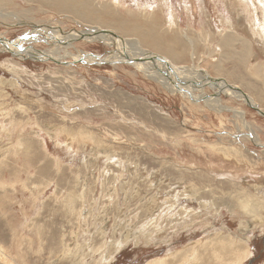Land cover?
<instances>
[{
  "label": "rangeland",
  "instance_id": "1",
  "mask_svg": "<svg viewBox=\"0 0 264 264\" xmlns=\"http://www.w3.org/2000/svg\"><path fill=\"white\" fill-rule=\"evenodd\" d=\"M225 1L96 0L94 6L108 8L117 28L111 36L136 40L151 55L162 56L149 40L129 36L123 22L142 34L156 25L167 47L178 34L182 44L173 48L186 52L173 57L175 66L189 75L204 69L261 105L264 45L249 20L262 28L263 4ZM33 2L0 0V11L12 16L8 23L0 17V35L16 40L33 24L66 34L93 27ZM221 15H232L241 35L227 47L230 31H218ZM169 16L176 26L168 25ZM73 43L64 65L0 53V81L16 86H5L0 98V264H231L235 245L248 250L240 264H264V222L240 215L237 200L245 194L264 200V144L246 136L253 129L264 143V116L225 93L218 96L226 108L212 110L203 98L167 90L129 62H76L84 54L109 57L120 42ZM27 45L49 48L43 41ZM192 86L196 94L217 96L207 84ZM256 219H264V208ZM242 235L247 242H238Z\"/></svg>",
  "mask_w": 264,
  "mask_h": 264
},
{
  "label": "bare ground",
  "instance_id": "2",
  "mask_svg": "<svg viewBox=\"0 0 264 264\" xmlns=\"http://www.w3.org/2000/svg\"><path fill=\"white\" fill-rule=\"evenodd\" d=\"M27 1H31V2H33V1L38 2L39 1L43 5H45L47 7L50 6L52 8H56L58 10V13L59 12H61V13L63 12V13H66L68 15L70 14V15L75 16L76 18H78L79 20H81V21H83L85 23H89V24L91 23L92 24L91 26H93V27H91V28L88 27L89 29H82L80 31L79 30L78 31L73 30V31H70L68 34H66L65 32H62L61 30H58V29L55 30V29H52V28H50L48 26H42V25H39V24H33V25L31 24L34 30L29 28L30 30L28 31L27 34H25L22 37H19L16 40H8L7 38H5L2 35H0V53H3V52L4 53L5 52L11 53L12 55L16 56L20 60H22V59H25L26 60L27 58H31V59H34V60H41V61L42 60H54L55 62H58V63L59 62L60 63L62 62L63 65H64V64H67L68 63V62L65 61V60H67L65 57L68 54L69 55H73V52L66 53V51L70 50L69 49V46L70 45L73 46L74 45V43H73L74 41L76 42L77 40H84V41H87L89 43L90 42H96V41H98V42H102V43H104L106 45H109V46H115L116 45V42H120V43H118V46L119 47L117 46L116 49H115V51L112 54H110L109 57H106V58L104 57V59L102 58L103 60L102 59L101 60L100 59H97L96 60V59H94V57H95L94 55L84 54V52H82L81 50H78L77 53L79 55L80 54L82 56L86 55L87 58L86 59L79 58L80 60L79 59L78 60L76 59V62H78V61H81V62L82 61H87V62L94 61L96 63L97 62H101L102 63L103 61H106V60H109L110 62L111 61H114V62L115 61H122L121 63H123V61L124 62H129L130 65L132 64L133 66H135L136 68H138L139 70H141L147 76L149 75V76H151L153 78H156V80H158L167 90H171L173 92L176 91L177 93L180 92L183 95L188 96V98H192V99H195V100L196 99L199 100V99L203 98L204 99V104H205L206 107H208V108H210L212 110L218 111L220 113H221V111H223L226 108L223 105V102H222L221 97L218 96L219 94H222V93H225L227 95H230L231 97L233 96V97H235L237 99H242L243 101L249 102V104L252 107H255V108L263 111V109L260 106L264 107V105H263L264 101L261 98H259V99L256 98V99H258V102L259 101L261 102V105H259L257 102H255L252 99V96L254 94L250 97V96L246 95L247 94L246 92H245L246 94L244 92H241L239 90L240 88H238L236 86H233L234 84H228V81L226 82L222 78H217L219 81H216L215 80L216 77L213 78V80H211L210 78H212V77H210V75L207 74L204 71V69L202 70V73H201L200 70L199 71H196L197 70L196 69V70L192 71V72H195V75L194 76H190L191 73H192L190 70H189V72H191V73L189 75V74L185 73L187 70L185 69L184 66H177V65L175 66L174 65V61L175 60H174L173 57H177V56H179V57L181 56L182 57L183 56V52H186V49L185 48H181L180 51H178L179 49L178 50L176 49L177 47L176 48H173V45L172 44L174 42H177V43H175L176 46L182 44V37H179L178 34H176L177 36L173 37V42H170L171 43L170 44L171 46H168L167 47L162 42L159 41L160 39L158 40V38H157L158 35H155V32L154 31H156V25H150L149 28H148V33H143V34L141 33V30H139L138 28L136 30L135 29H132L134 27L133 24H130L128 27H126L125 24H124L126 21L123 22L120 25L123 29H125L126 31H128V33H129L128 35L129 36L137 35L138 37L142 38L143 40H149L150 45H152L156 50L160 51V55H162V56H154V55H151V54H149L147 52H144L145 50H142L141 49V47L139 46L138 41H136V40H130V39H125V38L121 39L122 37H120V36H118L119 39L118 38L115 39V37L111 36L108 33V31H111V29L112 30L113 29L115 30L117 28L115 27V24H112L111 23V21H110L111 20L110 19V14H109L108 11H105L106 9H108L105 5H104L106 7L105 10H103V9L99 10L100 8L97 9L96 8V4L94 6V1H96V0H27ZM260 1L259 2L261 4H263V8L261 7L262 8L261 13L263 14V19H261L259 21V24H261L262 28H259L260 30L258 29V26H257L258 23H257V21H254L251 24V21L249 20V25H250V28L252 30L253 35L255 37L258 36L260 43H262L264 45V33H260L262 30H264V0H260ZM238 3H239V5H242V2H240V0H238ZM42 4H40V5L42 6ZM243 4L245 6L246 2L243 3ZM106 5H108V4L106 3ZM144 5L147 6V3L144 4ZM255 5H254V7H255ZM149 6L151 7L152 5H149ZM101 7H102V5H101ZM185 7H187V6H185ZM142 8H143V6H142ZM198 8H199V6H198ZM248 10H249V8H244L243 7V12L249 14V12H247ZM205 13L207 15V12H205ZM9 15H11L10 12H9V14L8 13L6 14V13L0 11V17L3 18L2 22L4 20L6 21L10 17H12V16H9ZM68 15H67V17H68ZM14 16H15V19H16V14H14ZM75 17H74V19H75ZM231 17H232V15H231ZM231 17H225L224 15H221V19H219L220 22L222 23V26H220L221 28L218 29V31L219 32H223V30H226L225 32H227V30H229L230 33L232 32L231 34L229 32H227V34L229 33L227 36L223 35V37L225 36L224 39H223V44L226 47L227 46H230L233 43V41L236 40L238 37L239 38L241 37V35L238 33L239 30H237V27H239V26H237V23L236 24L234 23V21H233V19ZM149 18H151V16ZM145 20H147V19H145ZM6 22L8 23V21H6ZM166 22L168 23V25L170 27L171 26H176V24H177V23L176 24L172 23V22H175V21H173L172 17L167 18ZM57 25H59V24H57ZM206 25H207V23H206ZM164 28H165V26H164ZM114 33H113V35H114ZM244 33L245 32L242 33L243 36H244ZM167 34H168V32H167ZM205 35H207V34H205ZM247 35H248V33H247ZM249 35H251V34H249ZM223 37H221V39ZM251 37H252V35H251ZM243 38H241V39H243ZM205 39H207V38H205ZM245 39H247V37H245ZM208 40H209V38H208ZM38 41H40V42L43 41L46 45L49 46V48L47 50L45 49L46 51H44V49H40V48L34 47L35 45L33 47H27L28 46L27 44H33V43L38 42ZM184 41L185 40H183V42ZM236 43H238V42H236ZM243 43H245L244 40H243ZM187 44H189V43H187ZM166 45H168V44H166ZM192 45H194V44H192ZM251 45H250V47H251ZM234 46H236V45H234ZM245 46L247 48L246 51L248 52L249 51L248 44H245ZM113 49H114V47H113ZM193 54L195 55L196 52L195 53L193 52ZM166 55H168V56H166ZM248 55H250V54H248ZM73 56H71V57H73ZM232 56L233 55H231V57ZM68 61H70V60H68ZM73 62H75V61H73ZM71 63H72V61H71ZM129 63H127V64H129ZM198 68H200V67H198ZM256 69H257V71L258 70L259 71H262L263 67L262 66H258ZM188 82L190 84H188ZM13 84L14 83H8L6 81H0V98L5 96V94H4L5 93L4 92L5 91V86L6 87L7 86H13L14 88H16V86L13 85ZM192 84H194V86H198V87H203V85H206L207 84V86H210L211 88H215L214 90H216V95L217 96L215 97L214 95H207L205 92H201L200 94H196V93L193 92L194 89H193ZM244 87H246V86H244ZM251 91H253V90H251ZM195 102H198V101H195ZM237 109H238V112H236V113H238L240 115V117L243 118L244 112L241 111L242 110L241 108L239 110V108L237 107ZM235 115L236 114H234V116ZM246 123H247V121H246ZM240 127H243V132H244V127H246V126H240ZM248 128H250L249 125H248ZM246 134H247V132H246ZM245 135H244V137H245ZM246 136L249 137L252 141H254V143L257 144V145H261L262 146V144H264V143L261 142L258 133L255 132L253 129L250 130V133L247 134ZM67 141H68V143H71L70 142L71 141L70 138H67ZM234 142H235V140H234ZM69 146L72 147L70 144H69ZM255 191H257V190H255ZM244 196L245 197H241V198L239 197L237 199L239 201V206H240L239 211L241 212V210H242V212H241L240 215H242L243 217H250L252 221L255 220V221H258L260 223H263L264 222V219L258 220V219H256V216H258V215L260 216L262 214V211H263V208H264V200L263 201H260L258 203H255V200L256 199H253L251 195L245 194ZM190 220H191V218H190ZM254 223H256V222H254ZM252 224H250V226H252ZM245 238L246 237L244 235H242L241 237H239V239H238L239 241L238 242L243 241V240L246 241ZM220 242L223 245V243L225 242V240H220ZM228 242H229V244H232L233 245L235 241L229 240ZM116 243H119V242H116ZM218 245H220V244H218ZM211 248H212V246H211ZM216 249H215V251H216ZM231 249L232 250L230 251V254H232L233 257H234L230 261L231 264H240V262H242L243 260H245L246 256H248V255H246V250L247 249L243 251L238 245H235V247L233 246ZM223 251H224V249H223ZM224 253H226V252H224ZM0 254H3V250H2L1 247H0ZM220 254H218V256L220 257L219 258L220 259L219 261L221 262L222 261V256H220ZM215 257H216V254H215Z\"/></svg>",
  "mask_w": 264,
  "mask_h": 264
},
{
  "label": "water",
  "instance_id": "3",
  "mask_svg": "<svg viewBox=\"0 0 264 264\" xmlns=\"http://www.w3.org/2000/svg\"><path fill=\"white\" fill-rule=\"evenodd\" d=\"M257 109V108H256ZM257 111L264 116V111L257 109Z\"/></svg>",
  "mask_w": 264,
  "mask_h": 264
}]
</instances>
